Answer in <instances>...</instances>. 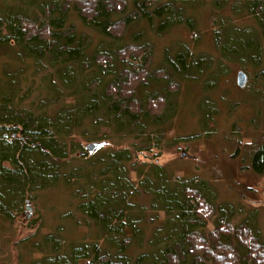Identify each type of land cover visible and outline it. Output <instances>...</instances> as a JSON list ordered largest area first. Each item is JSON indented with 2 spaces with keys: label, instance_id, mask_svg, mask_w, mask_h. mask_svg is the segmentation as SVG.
Returning a JSON list of instances; mask_svg holds the SVG:
<instances>
[{
  "label": "trees",
  "instance_id": "obj_1",
  "mask_svg": "<svg viewBox=\"0 0 264 264\" xmlns=\"http://www.w3.org/2000/svg\"><path fill=\"white\" fill-rule=\"evenodd\" d=\"M202 1L191 0L192 7ZM210 1L217 52L228 63L244 61L242 71L252 68L259 103H264V46L259 43L264 41V0ZM188 2L3 0L0 58H13L16 68L9 72L13 64L0 63V116L12 117L0 122V212L9 216L30 192L61 184L71 192L81 217L69 214L67 221L73 230L87 228L78 241L57 226L30 244L39 256L28 264H264V242L251 220L235 224L231 208H215L206 181L174 179L165 175L164 166L138 160L143 152L161 150L167 133L162 127L172 118L163 114L170 100L162 91L144 102L137 98V90L150 79L146 57L141 58L149 50L140 35L127 43L126 33L138 22L151 25L160 36L180 26L193 33L192 11L198 7L189 11ZM73 14L113 43L89 54L90 37L76 29ZM240 14L255 25H235ZM166 56L165 71L151 79L165 81L170 95L177 93L170 92L171 84L177 85L173 77L195 81L216 62L197 57L190 48ZM88 61L94 77L76 79L74 73ZM41 66L45 72L50 69L38 89L41 95L30 106L22 105L12 98L13 82L27 67L36 71ZM157 101L165 105L160 113L151 108ZM76 136L132 142L118 150L101 148L96 156H75L80 148ZM248 160L264 176V139L251 148ZM108 167L112 172L104 174Z\"/></svg>",
  "mask_w": 264,
  "mask_h": 264
},
{
  "label": "rangeland",
  "instance_id": "obj_2",
  "mask_svg": "<svg viewBox=\"0 0 264 264\" xmlns=\"http://www.w3.org/2000/svg\"><path fill=\"white\" fill-rule=\"evenodd\" d=\"M189 1V11L198 7L192 11L196 18L193 30L195 32L191 33L189 28L180 26L160 36L151 25L138 22L126 33L127 43L133 36L140 35L141 45H148L149 50L148 55L146 56V51L145 55L141 54V58L146 57L144 65L148 72L145 76L149 74L150 79L144 87L137 90V98L144 102L151 94L162 91V96L170 100L169 107L166 109L161 100L151 105V108L155 113H160L165 108L163 114L169 117L168 119L172 118L162 127V131L167 133L161 150L143 152L138 156V160L141 163L164 166L165 175L174 179L206 181L210 185L212 193L207 191L214 198L212 204L215 208H231L235 224H241L244 219L249 218L264 242V176L256 174L248 160L251 148L264 139V103H259L257 93L260 86L254 82V71L251 67L242 71L244 61H236L237 64L228 63L221 53L219 55L217 52L212 38L211 1L196 2L193 7L191 0ZM4 8L3 0H0V12ZM71 19L79 32H84L90 37L89 54L95 48L113 43L85 27L76 14H73ZM234 21L235 25L242 27L255 25L244 17V14L238 15ZM259 43L264 46L263 40ZM187 48L197 57H203L205 61L214 59L216 62L204 76L195 81L187 77H173L177 85L171 84L170 92L177 93L170 95L165 90V81L151 77H161L158 70L165 71L168 64L166 61L169 60L167 53L175 57L178 52ZM7 61L15 63L13 58H0L1 64ZM89 63L88 61L84 65L85 70L80 68L74 73L76 79L90 80L94 77L95 73L87 70ZM12 66H6L9 72L15 70L16 64ZM49 71L50 69L45 72L42 66L36 71L33 67H27L20 79L18 75L13 82L16 91L12 98L22 105L30 106L33 100L41 95L38 89ZM240 72L247 75L245 88H240L237 84ZM109 79L110 76L107 80ZM11 118L0 116V122L8 123ZM75 140L76 146L80 147L75 156L86 152L87 144L105 141L101 138L84 140L78 136ZM131 142L125 138L113 137L102 149L118 150ZM99 152L98 150L93 155L96 156ZM72 165L79 166V162L73 161ZM124 165L126 167V164ZM106 169L108 170H104V174L112 172V167ZM131 178L136 180V175L132 173ZM27 202H30L29 206ZM74 207L71 192L58 184L44 191L30 192L20 210L15 209L9 216L0 212V264H28L32 256H39L33 253L30 244L42 241L44 236L53 232L59 225L63 226L65 236L70 240H81L87 228L73 227V230L66 217L70 214L81 220ZM216 223L217 219L215 223L210 221L208 230L213 229ZM33 236V239L25 242Z\"/></svg>",
  "mask_w": 264,
  "mask_h": 264
},
{
  "label": "water",
  "instance_id": "obj_3",
  "mask_svg": "<svg viewBox=\"0 0 264 264\" xmlns=\"http://www.w3.org/2000/svg\"><path fill=\"white\" fill-rule=\"evenodd\" d=\"M247 75L244 72H240L237 77V84L240 88H243L246 84ZM16 136V135H15ZM106 146V142H93L85 146L86 153L93 155L96 151ZM29 206L30 202L26 203Z\"/></svg>",
  "mask_w": 264,
  "mask_h": 264
}]
</instances>
